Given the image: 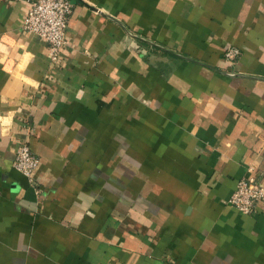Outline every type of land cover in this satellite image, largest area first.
<instances>
[{
    "label": "crops",
    "instance_id": "crops-1",
    "mask_svg": "<svg viewBox=\"0 0 264 264\" xmlns=\"http://www.w3.org/2000/svg\"><path fill=\"white\" fill-rule=\"evenodd\" d=\"M30 5L0 0V264H264V201H229L264 184V0H74L57 62Z\"/></svg>",
    "mask_w": 264,
    "mask_h": 264
},
{
    "label": "built area",
    "instance_id": "built-area-1",
    "mask_svg": "<svg viewBox=\"0 0 264 264\" xmlns=\"http://www.w3.org/2000/svg\"><path fill=\"white\" fill-rule=\"evenodd\" d=\"M73 6L74 0H31L23 29L47 42L52 62L59 60L62 48L68 41ZM240 55L241 49L235 45L229 46L224 53L225 59L230 62L237 61ZM39 163L40 157L29 143L23 142L16 148L14 166L25 174L32 184ZM229 201L241 212L252 213L257 205L264 201V184L254 176H242Z\"/></svg>",
    "mask_w": 264,
    "mask_h": 264
}]
</instances>
